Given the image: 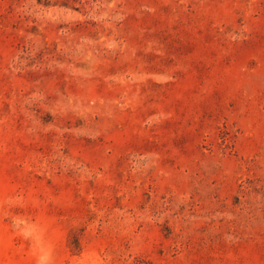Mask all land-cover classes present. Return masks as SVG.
<instances>
[{
    "label": "rangeland",
    "instance_id": "374dc122",
    "mask_svg": "<svg viewBox=\"0 0 264 264\" xmlns=\"http://www.w3.org/2000/svg\"><path fill=\"white\" fill-rule=\"evenodd\" d=\"M0 264H264V0H0Z\"/></svg>",
    "mask_w": 264,
    "mask_h": 264
}]
</instances>
